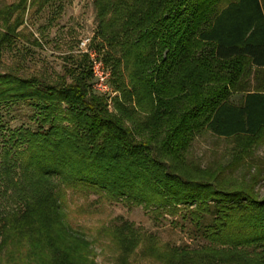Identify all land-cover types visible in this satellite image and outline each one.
<instances>
[{
	"label": "trees",
	"instance_id": "obj_1",
	"mask_svg": "<svg viewBox=\"0 0 264 264\" xmlns=\"http://www.w3.org/2000/svg\"><path fill=\"white\" fill-rule=\"evenodd\" d=\"M50 1L0 6V56L24 36L30 5L40 10ZM94 6L91 46L99 39L111 48L102 60L120 92L116 112L92 88L86 53L70 56L54 79L0 71V109L26 103L35 122V129L18 130L26 143L16 151L20 178L9 166L2 170L21 205L0 217V247H18L13 264H96L89 241L67 221L69 190L156 214L186 206L182 217L209 244L159 245L155 235L122 220L107 230L119 250L116 264H128L138 244L160 264H264V195L254 190L264 168L253 165L249 178L236 181L185 156L193 138L209 131L233 139L235 168L264 140V0H94Z\"/></svg>",
	"mask_w": 264,
	"mask_h": 264
},
{
	"label": "rangeland",
	"instance_id": "obj_2",
	"mask_svg": "<svg viewBox=\"0 0 264 264\" xmlns=\"http://www.w3.org/2000/svg\"><path fill=\"white\" fill-rule=\"evenodd\" d=\"M12 1L15 0H0V6ZM24 25L27 28L23 31L24 36L18 37L10 46L3 49L0 56V71L9 70L24 77L41 73L54 79L69 63L70 56L75 57L80 53L79 39L85 35L92 38L97 27L94 0H53L40 10L30 5ZM34 38L38 39L40 45L33 44ZM95 44H99V39L94 40L92 47L101 54V57L103 52L111 50L103 44L102 47L100 44L95 47ZM117 92L116 99L121 100L120 92ZM114 103L115 101L112 108H108L110 112H116ZM31 115L32 110L26 103H11L0 109V217L21 205L14 194V187L2 170L9 166L13 178L15 180L20 178L16 151L22 150L26 144L21 136L23 135L21 129H35ZM235 150L233 139L204 131L193 138L185 156L188 162L199 165L200 168L221 170L223 177H232L236 181L242 177L249 178L254 171L253 165L264 168V140L253 145L245 161L232 168L231 161L234 159ZM254 190L259 197L264 195V172ZM65 200L67 221L89 241L96 264H116L119 250L110 240L107 230L122 220L130 222L142 233L155 235L159 245L189 249L209 245L189 219L182 217L186 206H180L175 215L156 214L152 208L127 205L124 200L103 201L93 193L84 196L69 190L66 192ZM141 247L142 245L138 244L133 248L128 264H160L153 256L145 252L143 254ZM0 248V264H13V259L15 261L19 255L18 247L14 243H5ZM247 250L256 252L261 248L248 247ZM21 253L24 255L23 251Z\"/></svg>",
	"mask_w": 264,
	"mask_h": 264
},
{
	"label": "built area",
	"instance_id": "obj_3",
	"mask_svg": "<svg viewBox=\"0 0 264 264\" xmlns=\"http://www.w3.org/2000/svg\"><path fill=\"white\" fill-rule=\"evenodd\" d=\"M78 51L86 53L90 60L92 88L103 94L106 97L107 107L112 108L113 98L118 95V92L109 84L110 72L106 69L101 54L91 46L90 36L85 35L79 39Z\"/></svg>",
	"mask_w": 264,
	"mask_h": 264
}]
</instances>
